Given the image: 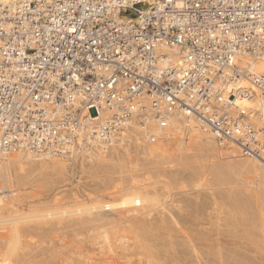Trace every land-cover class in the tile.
I'll list each match as a JSON object with an SVG mask.
<instances>
[{"label": "bare ground", "instance_id": "6f19581e", "mask_svg": "<svg viewBox=\"0 0 264 264\" xmlns=\"http://www.w3.org/2000/svg\"><path fill=\"white\" fill-rule=\"evenodd\" d=\"M29 1L31 0H0V9L5 12L10 20L21 19V15H14V11L18 12ZM97 1L92 2L91 5L94 11L101 7L102 2H105V0ZM142 1L146 0H141V3ZM66 2H72V0ZM160 2L162 0H147L146 6L148 4L150 6L145 10V13H149L152 6H158ZM177 5H180L179 0H177ZM135 9L141 12L144 10L141 5ZM112 16L117 21L125 20L126 22L132 21L141 24V19L126 17L121 12L113 11ZM13 23L7 21L3 27L8 30ZM22 24L24 25L23 21ZM52 26L43 25L45 32L51 33L53 31ZM26 27L27 25L25 26L27 31ZM37 32H30L27 39L33 42L34 34ZM161 46L157 51V55L163 54L162 57L160 56V68H165L170 64L180 68L181 71L188 68V65L184 64V52H181L179 48L167 47L164 44ZM236 60L241 61L239 65L244 74L241 78H235L231 82L218 81L217 89L225 99L228 98L229 92L234 93L233 106L226 105L228 114L231 118L236 119L238 111H245L246 121L244 124L249 128H254L256 145L261 148L264 146V96L262 89L256 86L253 76L260 77L264 87V60H256L242 54H238ZM137 63L139 64V62ZM224 71L228 73L230 70L224 69ZM180 97L187 101L185 95H180ZM132 103L135 110L132 117L119 126H115L114 129L110 125L108 127L110 129L108 134L110 135H107L105 139L91 135L93 130L99 131V129L95 128L97 125L90 122V116L86 115L83 110L74 119H68L64 115L67 110L58 104L53 105L52 101H44L35 105L38 108L45 107L43 118L45 125L33 127V135L36 137L32 142H22L25 137H20L18 131L0 137V229L9 225L11 231L8 233L11 236L10 239L6 244L3 243L6 245L4 252L2 249L0 250V264H14L17 250L22 243H20L21 230L19 227L33 221H41L43 227L46 228L57 229L59 227L61 229L62 227L66 230L71 228L73 231L88 230L89 234H86L84 240H91L92 243H95L98 252L105 258H102L103 260L99 263L96 260L93 261L92 257L86 254L88 249L76 246L78 247V249L75 248L80 262L77 263L76 260L71 259L73 264H112L116 259H118V263L119 260L124 259L126 264H131L134 257L137 258L138 263L134 261L136 264H155L164 261L163 258L159 257L160 260L157 257V253L161 252L167 254L170 259L158 264H233L234 262L244 264L245 259L247 261L245 262L249 264L251 262L248 263L247 258L244 259L242 253H239L241 251L233 247L235 243L233 239H230V237L234 238L236 230L234 233L232 231L239 221L234 218L235 214L240 215V217L252 215L253 219H250V222L246 221V223L244 219L241 220V223L239 221L246 229L250 224L256 225L258 223L255 224L257 217H261L259 225L261 232L257 238L256 246L263 262L261 264H264V220H262V217L264 218V163L261 159L257 156L245 155L232 139L217 136L197 114L187 113L180 108L168 114L165 112L162 102V104L154 105L152 99L146 95L135 97ZM72 104L73 108H77L80 105V100L74 98ZM26 106L28 107V105ZM118 112L116 107L103 106L100 124L107 125L110 117ZM240 118L244 117L235 120L239 124ZM162 121L166 122L164 126ZM17 137H19L18 142L14 140ZM55 138L57 139L55 140ZM5 144L9 145L10 149L6 150ZM131 150L137 153V158L134 161L140 159L160 161L168 156L199 150L205 153L208 161L214 160H212L210 180L213 176V182L215 180V183L217 181L218 184L221 182L220 177L225 176V173L226 175L227 173L228 175L234 174L241 177L238 179H243V188L227 191L229 196L224 197L228 204L223 206L226 209L225 213H212L210 205L217 204L214 203L213 194L204 195L201 192L205 191L206 186H210V184H206L209 181H205L204 177L196 180L193 187L189 188L188 191H195L190 194V198L180 197L181 199H177V197L174 199L173 185L177 184L176 186L178 189L180 187V190L188 189L187 178H182L179 175L182 178L179 179L175 178L174 175V177L171 176L172 179L171 177L164 180L162 178L154 182L149 174L146 177L135 175L130 170L134 167L133 160L128 158ZM259 155L264 158V148L259 151ZM79 160L83 162V166L91 168L98 166L101 167V170L104 166L106 169L105 171H103L104 168L102 169L103 173L113 172L124 175H121V178L117 180L113 178V184L108 188L109 192L101 196H94L93 198L89 196L80 200L75 198L72 203L61 206L53 204L47 211L35 212L36 214L20 211L18 215H9L10 210L16 211L21 206L14 196V182L11 181L13 178L10 180L12 172L18 176V174L22 175L26 171H39L44 174L49 171L65 176L71 169H75ZM148 160L146 161L148 162ZM215 160L220 161L217 163ZM151 162L149 163L151 164ZM222 164L227 166H224L226 169L223 168ZM94 171L92 170V172ZM109 174L111 175V173ZM22 176H18V178H23ZM45 177L47 178V175ZM247 178H250L251 181L244 182ZM23 179H20L19 184H17L20 185V181ZM211 181V186L216 185ZM160 184L163 185L157 186ZM214 187H211L212 193H215ZM257 203L260 204V209H257L259 214L252 210V212L250 211L252 214H248L250 207ZM22 208L24 210L25 206ZM221 214H223L222 217ZM237 227L241 226L238 225ZM6 231L1 233L4 235H0V240L7 239ZM24 231L22 230L23 234ZM51 231L53 230L51 229ZM76 233L79 234V232ZM229 233H232L233 236H230ZM72 246L74 247V245ZM75 248L73 250H76ZM236 259L239 260L236 261ZM52 260L57 261L58 259L53 258ZM241 260L243 261L239 262Z\"/></svg>", "mask_w": 264, "mask_h": 264}, {"label": "built area", "instance_id": "2783aa9c", "mask_svg": "<svg viewBox=\"0 0 264 264\" xmlns=\"http://www.w3.org/2000/svg\"><path fill=\"white\" fill-rule=\"evenodd\" d=\"M66 1L31 0L14 11L22 17L17 20L0 9L1 138L18 131L22 142H32L33 127L45 125V107L35 105L52 101L67 110L68 119L83 110L99 129L91 135L105 139L110 125L114 129L132 117L134 98L146 95L154 105L162 102L168 114L177 108L197 114L217 136L232 139L245 155L264 163L259 155L264 146L258 148L254 128L244 124L245 111L236 119L228 114L234 93L225 99L217 89L218 81L244 74L238 54L264 60V0H179V6L177 0H162L147 14V0H105L96 11L91 5L97 0ZM113 11L141 24L117 21ZM7 21L14 22L8 30ZM43 25H53V31L46 33ZM34 31L30 42L27 35ZM163 44L185 53V71L171 64L160 68L163 54L157 51ZM253 80L264 96L262 79L254 75ZM74 98L80 100L77 108ZM106 105L119 110L109 126L100 124ZM239 117H244L240 124Z\"/></svg>", "mask_w": 264, "mask_h": 264}, {"label": "rangeland", "instance_id": "374dc122", "mask_svg": "<svg viewBox=\"0 0 264 264\" xmlns=\"http://www.w3.org/2000/svg\"><path fill=\"white\" fill-rule=\"evenodd\" d=\"M131 151L132 152L128 155V158H130V160H133V165H134V167L136 166L135 168L133 167L134 169L130 168L131 172L135 175H138L140 177H143V176L146 177L149 174L151 176V180L153 179L154 182H157V181L161 180L162 178H163V180L165 178L170 179V177L171 176L174 177V175H175V178L177 177L179 179H182L184 177L187 178L188 183H187V180L185 182L187 183L188 189L185 188L184 189L185 192H184V190H180V187L178 189L177 188L178 186H176L177 184L173 185L172 193H174V199H176L177 197H178L177 199L186 198V197L190 198V194H192L195 191H192V192L188 191L189 188L193 187V184L196 180L202 179L204 177L205 181L206 180L209 181V183L206 182V184H210V186L209 187L206 186L205 191H201V192L204 195L213 194L215 197L214 203L216 202V204H217V205H210V210L212 211V213L213 212H215V213L224 212L225 213L226 209H225V207L223 208V206L228 204L227 203L228 201H226V199L224 197V196L228 195L227 191L229 192V191H233L235 189L243 188V185H242L243 179H238L241 177L236 176L234 174L228 175V173H227V175H228L227 176L225 173V176L220 177L221 182H219L218 184H217V181L215 183V180L213 182V176H212V179H211L212 181H211L210 180V178H211L210 174H211V170H212L211 165H212L214 160L212 159L213 161L212 160L208 161L205 153H203L199 150H193L191 152L184 153V154L183 153L177 154L176 156H168L167 158L160 160L161 162L160 161H152V160L149 161L148 159H146V160H148V162H147L144 159L143 160L140 159L141 161L137 160L138 164H137V161H134L137 158V153L134 150H131ZM203 155H205V156H203ZM174 157H175V159H174ZM215 161L217 163H219L220 160H215ZM149 162H151V164ZM82 163L83 162H81V160H79L75 165V169L74 168L71 169V171L68 172L67 174H65V176L57 174V173L53 174L52 172H49V171H47V173H45V174L42 172H39V171H36V172L26 171V172L22 173L23 176L21 174L17 173L18 176H22L24 178L23 179L20 177L18 178V176L12 172L11 174L14 176H12L10 174V180L13 178L11 181L14 182V190H15L14 196H15L16 200L20 203L21 206L16 211L10 210L9 215H12V216L18 215V213H20V211H24L26 213L32 212V214H34L35 212L39 213L42 211H47L48 209H50V207L53 204H55V205L58 204L61 206L64 204L66 205V204L72 203V201L75 198L80 200V199H85L89 196L92 198L94 196H101V195L109 192L108 188H110L111 185L113 184V182H112L113 178L114 179L116 178L115 180H117L118 178H121V175L122 176L124 175V174L119 175L117 173L119 175L118 176L117 174H114L113 172H108V173H111V175L110 174L108 175V173H105V172L103 173V171H105V169H106L104 166H103L104 169L102 168L103 169V171H102V169L100 170L101 167L99 168L98 166H96L97 168L96 167L91 168L89 166H83ZM110 163H112V162H110ZM84 165H86V164H84ZM222 165H223V168H224V166H226L224 164H222ZM203 166H204V168H203ZM226 167L224 169H226ZM191 168H193L194 171H192L193 169H191ZM198 169H200V170H198ZM90 170H91V172H90ZM92 170L93 171L95 170V171L92 172ZM98 170H99V172H98ZM27 172H28V174H27ZM242 173H244V172L242 171ZM25 174H27V176L24 177ZM92 174H94V175H92ZM46 175H47V178L45 177ZM179 175L182 178H180ZM195 176H196V178H195ZM16 177H17V179H15ZM173 177H171V179ZM25 178H27V179H25ZM20 179L21 180L23 179V181H20L21 186L18 185L19 184L18 181ZM43 179H44V181H43ZM210 181L216 185L211 186L212 184L210 183ZM249 181H251L250 178H247L244 180V182H249ZM162 185L163 184H160L157 186H162ZM207 187H208V190H207ZM211 187L215 188V190H214L215 193H212L213 189ZM210 189H212V190H210ZM252 189H254V188H252ZM181 191H183V192H181ZM54 199H55V201H54ZM254 205L255 204H253L250 207L248 214H252V213H250L251 210L253 212H257L259 214L257 209L258 210L260 209V207H259L260 204L257 203L255 206ZM23 206H25L26 210H25V208L23 210V208H22ZM222 208H223V210H222ZM263 215H264V213H263ZM220 216L222 217L223 214H221ZM249 216L250 215H248V217L246 216L247 217L246 218L245 216L240 217V215L237 216L235 214L234 218L237 221L239 220L240 223H241V220H243V219H244V222H246V221L250 222V219H253V218L251 217L252 215L250 216V218H249ZM255 217H256V215H255ZM260 220H261V217H257L255 224L257 222L258 223L256 225H254V224L248 225L247 229L244 228L238 221V225H240L241 227H237L238 226L237 225L233 229L232 233H234V231L236 230L234 236L232 233H229V234H231L230 236L234 237V238L230 237V239H233V242L235 243V246H233V247L238 248L239 249L238 251H241L239 253H242L241 255L244 256V259L247 258L248 263L251 262L249 264H252V263L254 264L256 262H257L256 264L263 263L261 260V255H260V253H258L259 251H257L258 249L256 246L257 238L259 237L260 232H261L260 226H259ZM262 220H264L263 217H262ZM6 227H8V228H6ZM6 227H1L0 235H4L1 233H4V231H6V230L7 231L5 232V235H7L8 233L11 232L9 225ZM29 227H30V229H29ZM19 228L21 230L20 231L21 232L20 243L21 242L22 243L20 244L19 250H17L16 257L14 259L15 260L14 264H43V263H45V264H62L63 262H64V264H66V263L67 264H73L74 260H76L75 262L78 263V261L80 262L79 257L77 255L78 247L79 248L84 247L86 250L88 249V252H86V254L91 256L93 261L96 260L99 263L100 261L103 260L102 258H105V256H103L102 254H100L98 252V250H97L98 247H97V245H95V243H92L91 240H88V241L84 240V239H86V234L88 233L87 229L86 230L83 229L81 231H73L71 228L70 229L68 228V230H69L68 231V230H66V228H62V227H61V229L59 227L57 229H53V228H49V227L46 228V227H43L41 221H33V222L28 223V224H22V225H20ZM26 229H27L28 233L25 232ZM51 229L53 231H51ZM63 229H65V230H63ZM22 230H25L24 234H23ZM76 232H79V234ZM81 232H83V233H81ZM38 234L41 236L39 237ZM10 237H11L10 234H8L7 239L0 240V250L2 249L3 250L2 252H4V248L6 247V245H3V243L6 244L8 242V240L10 239ZM46 237H47V239H46ZM251 238H253V239L251 240ZM249 241H250V243H249ZM252 243H253V245H252ZM64 244H66V245H64ZM254 244H255V246H254ZM72 245H74V247ZM76 246H78V247H76ZM74 248L76 250H73ZM163 254H164L163 252L157 253L158 258L160 257V258L164 259V261H160V262L169 261L170 257H168L167 254H164V255ZM100 255H101V257H100ZM166 255H167V257H166ZM54 256H56V257H54ZM62 256L64 257V259ZM18 258H20L21 260ZM50 258H51V260H50ZM53 258L58 259V260L57 261L52 260ZM60 259H62V260H60ZM71 259L72 260L74 259V260L72 261ZM17 260H18V262H17ZM116 260H114L112 264H114V263L115 264H122L123 262H125L124 259L119 260V263H118V259H116ZM136 260H137V258L134 257V259H132V261H131V264L138 263ZM238 260L239 259H236V261H238ZM52 261H53V263H52ZM55 261H56V263H55ZM134 261H136V263ZM242 261L243 260H241L239 262H242ZM245 261H246V259L244 260L243 263L247 264L246 263L247 261L246 262ZM160 262H156L155 264H158ZM123 264H126V262ZM233 264H236V263L234 262Z\"/></svg>", "mask_w": 264, "mask_h": 264}]
</instances>
